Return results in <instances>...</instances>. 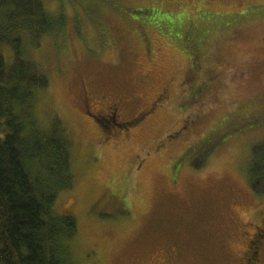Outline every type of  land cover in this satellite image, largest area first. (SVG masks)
<instances>
[{
    "label": "rangeland",
    "instance_id": "rangeland-1",
    "mask_svg": "<svg viewBox=\"0 0 264 264\" xmlns=\"http://www.w3.org/2000/svg\"><path fill=\"white\" fill-rule=\"evenodd\" d=\"M41 1L63 29L27 54L49 80L38 124L55 114L72 140L73 187L54 204L76 220L72 264H151L165 246L179 264H231L240 223L264 222L247 176L264 142V125H248L264 119V0ZM188 22L202 42L194 73L180 45ZM84 85L92 100L126 98L124 121L161 87L168 95L126 136L103 141L82 117Z\"/></svg>",
    "mask_w": 264,
    "mask_h": 264
},
{
    "label": "trees",
    "instance_id": "trees-1",
    "mask_svg": "<svg viewBox=\"0 0 264 264\" xmlns=\"http://www.w3.org/2000/svg\"><path fill=\"white\" fill-rule=\"evenodd\" d=\"M62 29L41 0H0V264H72L76 220L54 212L57 196L73 187L72 140L55 114L47 128L38 124L37 95L49 80L27 54ZM180 43L188 51L190 72L198 71L197 32H184ZM248 125L262 126L264 119ZM250 159V189L264 196V142L252 147Z\"/></svg>",
    "mask_w": 264,
    "mask_h": 264
},
{
    "label": "flooded vegetation",
    "instance_id": "flooded-vegetation-1",
    "mask_svg": "<svg viewBox=\"0 0 264 264\" xmlns=\"http://www.w3.org/2000/svg\"><path fill=\"white\" fill-rule=\"evenodd\" d=\"M188 23L185 24V32L187 31V34L190 35L193 32L196 33V29L193 28V25ZM142 30L137 36L140 39V45L144 50L145 57L148 59L150 44ZM83 94L81 101L83 119L91 126V128H93V130H96L97 133H99L97 138L100 140L103 139V141H108L113 136L122 134L123 136H126L127 132L131 130L129 129L130 126L136 125L144 117H147L154 112L157 107H161L163 102L167 99L168 90L167 86L161 87L147 108L140 111L136 117L130 121L121 120V114L125 107L124 105L128 101L126 98L112 100L111 98L108 99L106 94H100L92 100L90 92L85 85L83 88ZM184 127L185 124L182 125L181 128ZM104 136L105 138H103ZM261 219L264 218L262 217ZM244 223L240 224L248 227V232H244L240 225L238 229L234 231V233L238 232L241 236H239L241 241L239 250H233V247H231L230 253H233L234 255L232 256L233 260L231 261V264H264V254H261V251L264 248V222H257L254 220L245 221ZM234 236L235 235H233V238ZM178 254V249L175 246H165L156 254L151 264H179Z\"/></svg>",
    "mask_w": 264,
    "mask_h": 264
}]
</instances>
